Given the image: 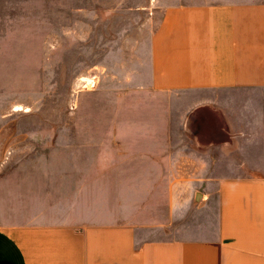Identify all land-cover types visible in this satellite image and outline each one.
<instances>
[{"label": "crops", "instance_id": "crops-1", "mask_svg": "<svg viewBox=\"0 0 264 264\" xmlns=\"http://www.w3.org/2000/svg\"><path fill=\"white\" fill-rule=\"evenodd\" d=\"M135 67L137 118L0 146V264H264V0H171ZM177 93L217 141L164 133Z\"/></svg>", "mask_w": 264, "mask_h": 264}, {"label": "rangeland", "instance_id": "rangeland-1", "mask_svg": "<svg viewBox=\"0 0 264 264\" xmlns=\"http://www.w3.org/2000/svg\"><path fill=\"white\" fill-rule=\"evenodd\" d=\"M170 1L2 0L0 146L9 150L12 134L55 135L75 123L78 134H89L107 128L98 120L137 118L132 103L144 105L149 95L128 89L140 47ZM200 99L164 94V133L189 129L217 141L218 110L196 106Z\"/></svg>", "mask_w": 264, "mask_h": 264}]
</instances>
